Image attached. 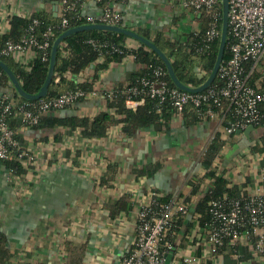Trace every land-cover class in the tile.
I'll return each instance as SVG.
<instances>
[{"label":"built area","instance_id":"built-area-1","mask_svg":"<svg viewBox=\"0 0 264 264\" xmlns=\"http://www.w3.org/2000/svg\"><path fill=\"white\" fill-rule=\"evenodd\" d=\"M87 1L89 0H59L57 16L61 18V26L68 25L69 12H77L79 9L81 12L79 11L78 18L84 17L91 24L104 23L120 26L124 21L121 5L126 0L122 2L93 0L97 3L103 2L100 10L96 14H84L82 9ZM175 1L179 10L187 11L195 20L201 16H210L211 24L205 34L207 41L211 42L220 36L223 0ZM228 3L227 47L230 56L227 60L221 61L216 74L217 82L213 83V79L205 89L196 92L172 87L162 78L165 71L159 67L155 69L151 79L143 78L142 87L127 88V107L134 108L143 104L146 97L159 98L162 102L165 100L171 102L175 110L174 120L181 117L186 107L191 105L196 109L200 121L219 118L221 127L228 135L242 133L251 125L254 128L260 126L264 118L260 108L264 103V0H228ZM32 13L15 10V13L13 12L10 16L31 18ZM37 24L38 20L32 19V24L19 40L8 39L4 45H0V60L3 57H9L27 69L31 68L33 60L39 54L42 60L47 61L55 32L52 27H49L40 39L35 29ZM8 31L1 30L0 35ZM90 42L97 45L94 39H90ZM61 43L63 47L67 44ZM124 46L128 49L137 48L138 42L127 39ZM125 59L134 61L135 55H128ZM108 69L99 73L92 90L86 91L76 87L66 90L59 96L40 97L36 101H20L15 96L17 91L12 87L0 88V161L11 158L13 148L20 144L11 126L12 119L21 120L19 130L24 135L33 134L30 146L17 147L19 161L26 170L21 174H13L9 171L8 179L13 183L18 197L22 195L27 197L31 194L38 181V175L47 170V166L40 161L45 152L51 153L50 157L54 156L52 165L68 161L72 167L77 168L71 164L69 158L65 159L63 152L71 149L72 153H75L80 145V142L75 139L76 135L80 136L78 130L64 137L60 142H56L51 135H48V140L38 139L37 137L43 138L44 131L48 129H34V126L43 116L56 114L71 107L76 108L78 114L88 116H93L100 110H106V98L113 96L114 89L100 87L99 80ZM93 72L92 68L87 67L76 80L83 81L87 78L91 80ZM197 72L202 77L206 74L205 70L199 68ZM93 100L100 102L95 110L88 111L86 108L80 110L81 106ZM115 126L119 127L122 133L121 125ZM91 139L93 138L88 140ZM253 145L256 144L252 143ZM206 151L207 147L199 158L200 173L203 176L207 172L202 165ZM82 159L86 160L85 154ZM46 164L49 166L48 163ZM107 166L108 162H104V172L94 175L96 190L104 187L100 182ZM225 177L229 180L228 186L238 184L231 178ZM214 181L215 178L206 177L203 192L212 188ZM164 194L155 188L145 189V200L135 209L134 232L131 240L124 246L121 264H198L202 261L219 264L218 262L223 260V253L218 255L217 250L219 246L225 245L226 240H229L231 244L246 246L250 250V257L239 260L237 264H264V185L261 182L257 181L252 189L242 188L239 196L229 197L225 194L222 197L211 198L208 202V212L211 216L204 222L201 221L200 214L195 211L197 199L187 203L179 193H173L168 201H159L158 198ZM131 199L134 200L132 196ZM92 208L93 206H88V210H93ZM102 208L108 211L106 203H103ZM182 216L186 226L183 224L184 227L171 241L168 239L170 230L176 226ZM85 226H88V222H85ZM119 229L121 228L117 230ZM171 234L175 235L176 232L172 231ZM67 239H73V237ZM54 254L58 257L55 260L57 264L65 263L66 254L63 245L62 248H55ZM21 256L23 259L26 253H21ZM233 258L238 260L240 255L234 254Z\"/></svg>","mask_w":264,"mask_h":264},{"label":"crops","instance_id":"crops-1","mask_svg":"<svg viewBox=\"0 0 264 264\" xmlns=\"http://www.w3.org/2000/svg\"><path fill=\"white\" fill-rule=\"evenodd\" d=\"M53 6V0H0V31L10 30L14 17L10 15L15 10L28 13L44 9L54 14ZM100 6L89 0L82 12L96 14ZM121 6L124 24L133 30L153 34L161 31L174 37L179 29L189 31L200 26L187 11L177 8L175 0H126ZM175 16L179 19L175 20ZM128 40L138 42L134 38ZM137 67L130 59L113 63L102 75L99 86L112 88L125 83L128 72ZM99 104V100H93L80 110L93 111ZM52 132L55 133L48 129L44 134L52 136ZM217 134L224 144L213 162L214 169L242 188L252 189L257 181L264 185V123L249 134L244 131L228 135L219 118L190 122L182 115L168 130L149 127L127 136L114 126L101 138L88 140L76 135L81 149L77 168L68 161L52 165L54 156L45 152L40 161L47 170L38 175V181L27 197L17 196L8 179V167L0 161V226L7 233L11 247L20 254L30 253L32 260L46 259L49 264H57L54 249L62 248L64 240L73 237L78 241H89L86 264H121L124 246L134 232L135 209L145 200V189L179 193L185 198L191 196L193 182L202 180L203 190L206 177L200 173L199 158ZM32 137L31 133L24 135L29 141ZM252 143L256 145L252 146ZM84 154L86 160L82 159ZM63 155L68 159L65 151ZM104 162L116 164L115 179L111 185L96 190L94 175L104 172ZM142 169L144 172L140 174ZM124 193L131 194L136 205L131 212L112 218L102 208L103 203ZM198 198L197 194L192 200ZM94 201L98 202L97 206L88 210ZM85 222H88L87 227ZM218 263L225 264L223 260Z\"/></svg>","mask_w":264,"mask_h":264},{"label":"trees","instance_id":"trees-1","mask_svg":"<svg viewBox=\"0 0 264 264\" xmlns=\"http://www.w3.org/2000/svg\"><path fill=\"white\" fill-rule=\"evenodd\" d=\"M122 2V0H116ZM124 1V0H123ZM103 5V2H100ZM79 9L77 12H69L67 14L68 25L61 26V18L55 16L52 12H46L44 9L35 11L31 14V18L21 16H14L11 20V28L8 32L0 35V45H4L8 39L19 40L21 36L26 33L32 19L36 18L38 24L35 26L36 33L39 38H43V32L49 27H52L55 36L52 38V46L50 48V55L47 61L42 60L41 55H37L33 60L31 68L27 69L25 66L15 62L11 58L3 57L2 60L9 66L14 75L17 77L22 89L31 95L38 94L46 83L50 70V62L52 57V48L55 40L67 30L83 24H91L84 17L78 18ZM183 17V16H182ZM179 16H175L178 20ZM200 23L199 28L191 30H178V34L174 37L165 35L161 31L154 34L144 30H134L141 34L148 40L152 41L171 61L172 68L177 78L186 86L198 87L200 86L212 73L216 63L220 48V36L213 41L206 40V31L211 24V18L208 15L197 18ZM222 18L220 19V30H222ZM123 28H129L124 22L121 23ZM133 38L130 35L104 29H85L73 32L67 35L61 42L67 43L62 46V43L57 47L53 77L48 85L46 98L56 97L66 90L81 87L86 91L94 88V82L98 79L99 73L110 67L111 63H121L128 55H135L134 62L138 66L135 70L128 72L125 83L116 84L114 94L112 97L106 98V110H100L93 116L80 115L76 108H68L65 111L58 113H51L41 118L40 122L34 126V129L41 130H58L52 135L56 142H60L66 135L72 134L78 130L79 135L83 139L101 138L108 134L110 128L120 124L122 133L127 136H132L140 130L153 127L159 130H168L174 121L175 110L169 100L160 101L159 98L146 97L145 102L134 108H129L126 105L127 88L132 86L142 87L143 78L151 79L154 76L156 68L162 67L165 74L162 76L167 80L170 86L178 87L171 77L165 61L159 54L151 47L147 46L140 40L137 48H126L125 42L127 39ZM90 39L97 41L95 46L90 42ZM135 39V38H134ZM226 47L223 53V59L229 58V51ZM119 48L120 50H118ZM122 50V51H121ZM66 51V52H65ZM102 58V59H100ZM87 67L93 69V78H88L83 81H77V76ZM205 70L206 74L200 77L195 68ZM58 79V80H57ZM218 78H214L213 83L217 82ZM14 87L10 76L0 67V88ZM17 91V90H16ZM18 100L36 101L37 98H25L18 92L15 95ZM139 98V96H135ZM264 114V103L260 106ZM185 121L197 122L200 121L196 109L188 105L183 113ZM11 126L15 131V138L20 142L18 146L28 147L32 144L31 141L24 138V134L20 132V119H12ZM264 123V118L259 125ZM258 125V126H259ZM43 140H48V136H44ZM224 140L220 139L217 134L207 147V151L202 160V165L207 169L204 177L215 178L214 186L208 191L201 190L202 180L193 182V190L190 197H185L187 203L194 202L192 197L199 196L195 204V211L200 214L201 221L204 222L210 218L208 212V202L213 197L227 195L229 197L239 196L242 192V186L235 184L228 186V179L223 173L218 172L213 167V162L219 155ZM17 146V147H18ZM14 147L12 150V157L3 162L8 167V170L13 174H21L26 169L20 163L18 158V148ZM65 156L72 158L71 164L79 165L81 149L77 148L72 154L71 149L65 150ZM117 170L116 164L108 163L106 172L101 176V185H111L115 179V172ZM140 174L144 169L139 170ZM203 183V182H202ZM180 196H183L182 194ZM172 197L171 193H165L158 198L159 201L165 202ZM98 202L94 201L92 206H97ZM136 205V201L131 199V194L124 193L120 197H111L106 202L108 214L112 218L121 213L131 212ZM184 217H180L176 226L170 230L169 240H174L176 235L181 231V228L186 226L184 224ZM188 226V224H187ZM175 231L176 234H171ZM89 241H78L75 239H65L63 242V250L66 254L64 264H86L88 257ZM218 255L223 253V261L225 264H237L239 260L248 259L251 255L248 247L240 244H231L226 240L225 245L218 247ZM23 257L14 250L9 242L7 233L0 226V264H49V261L44 260H30V253ZM234 254H239L240 258L237 260L233 258Z\"/></svg>","mask_w":264,"mask_h":264},{"label":"water","instance_id":"water-1","mask_svg":"<svg viewBox=\"0 0 264 264\" xmlns=\"http://www.w3.org/2000/svg\"><path fill=\"white\" fill-rule=\"evenodd\" d=\"M53 8H54V15L57 16V12H58V7H59V0H53ZM228 9H229V3L228 0H223L222 1V14H223V19H222V30H221V37H220V48H219V52H218V56L216 59V63L215 66L213 68V71L211 73V75L207 78V80L201 84L198 87H189L184 85L176 76L173 68H172V64L171 61L169 60V58L166 57V55L150 40H148L147 38H145L144 36H142L141 34H138L137 32H135L133 29H128V28H123L122 26L119 25H112V24H104V23H96V24H83V25H79L76 26L74 28H71L69 30H67L66 32H64L63 34H61L54 42L53 44V48H52V57H51V62H50V70H49V74H48V78L46 80L45 85L43 86V88L40 90V92L38 94L35 95H31L26 93L17 77L14 75V73L12 72V70L9 68V66L3 61L0 60V67L6 71V73L10 76L11 81L14 85V87L16 88L17 92L25 97V98H29V99H34V98H40L46 95L47 93V88L48 85L50 84L52 77H53V72H54V64H55V56H56V51H57V47L60 44V42L69 34L79 31V30H85V29H104V30H111V31H119V32H124L128 35H130L131 37L140 40L141 42H143L144 44H146L147 46L151 47L153 50H155L159 56L165 61L169 73L171 75V77L173 78L174 82L176 83V85L179 88L188 90V91H201L203 89H205L211 82L212 80L216 77L217 74V70L218 67L223 59V53L226 47V42H227V37H228V30H229V25H228ZM196 71H198V67L195 68ZM200 77H202L200 75ZM254 129V126H249L248 128H246L245 133L249 134V132Z\"/></svg>","mask_w":264,"mask_h":264}]
</instances>
